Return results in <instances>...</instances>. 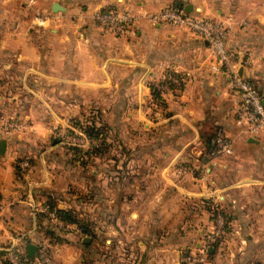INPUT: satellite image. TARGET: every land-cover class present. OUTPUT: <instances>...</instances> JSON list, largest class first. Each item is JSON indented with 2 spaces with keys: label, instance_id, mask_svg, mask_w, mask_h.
Here are the masks:
<instances>
[{
  "label": "crops",
  "instance_id": "0c3cea01",
  "mask_svg": "<svg viewBox=\"0 0 264 264\" xmlns=\"http://www.w3.org/2000/svg\"><path fill=\"white\" fill-rule=\"evenodd\" d=\"M168 6L224 24L239 74L264 100V0H0V115L27 126L2 132L0 264L14 248L29 264H180L213 226L208 204L230 220L201 264H264V131L237 122L240 96L206 40L146 17ZM110 8L135 16L127 35L96 23ZM91 112L112 153L82 163L51 136ZM219 128L234 151L203 165ZM49 199L82 227L49 221L51 234L39 212Z\"/></svg>",
  "mask_w": 264,
  "mask_h": 264
},
{
  "label": "built area",
  "instance_id": "2783aa9c",
  "mask_svg": "<svg viewBox=\"0 0 264 264\" xmlns=\"http://www.w3.org/2000/svg\"><path fill=\"white\" fill-rule=\"evenodd\" d=\"M146 17L151 23L166 22L173 25H184L206 40L215 59L214 70L226 74L229 77L230 87L240 96L237 122L246 127V131L250 136H256L264 131L263 98L255 85L239 74L233 55L226 47L228 31L224 24L205 18L184 16L183 10L177 6L162 8L158 12L147 14ZM94 19L101 28L111 31L116 36H125L132 30L135 16L127 10L110 8L96 11ZM169 79L176 81L174 76H170ZM6 127L10 129H25L27 126L23 121L12 119L6 123ZM57 133L63 135L61 131ZM66 139L69 144H96L92 139L85 138L81 133L66 135ZM233 151L234 144L232 139L224 130L219 128L215 131L205 150L200 154V158L203 161V165L207 166L208 164H215L219 159L230 156ZM19 166L23 173H27L32 168L28 160L21 161ZM39 212L45 214L49 221L56 224L58 229L65 230L70 228V223L62 220L56 211L48 205L41 206ZM210 216L213 226L204 237L202 249L184 253L181 256L180 264H201L205 259V249L215 246L221 241L225 233V218L219 208L210 212ZM7 258L9 264H23V255L18 249L7 250Z\"/></svg>",
  "mask_w": 264,
  "mask_h": 264
},
{
  "label": "trees",
  "instance_id": "16d2710c",
  "mask_svg": "<svg viewBox=\"0 0 264 264\" xmlns=\"http://www.w3.org/2000/svg\"><path fill=\"white\" fill-rule=\"evenodd\" d=\"M154 96L156 98H159L158 96V92L156 90H154ZM13 119V118H12ZM95 118L90 119L91 121L88 124H85L84 126H80L84 133L87 134L88 136H91L92 138L97 139V145L96 146H90L88 149H83V148H79L76 147L74 145H69V149L73 152V160H79V161H83L84 159L87 158H91V157H96L99 155H102L103 153L106 152V148H107V131L106 128L107 126H105L104 124L100 123L98 124L97 122H94ZM79 126V125H78ZM212 135H210L211 137ZM210 137L208 139V144L210 142ZM57 141V140H56ZM207 144V145H208ZM84 163V162H82ZM16 170H18V166L16 165ZM48 206L51 209H54L57 213V215L64 221L67 222H71L74 225H79L80 227H82V219L79 217V215L75 212V210L73 209H57L55 207V205H53L52 203V199H49L48 201ZM208 210L209 212H213L216 209H218V206H215L214 204H208ZM220 212L223 214L224 218H225V230L227 229L226 227L228 226V222L230 220V216L225 213L223 211V209L219 208ZM42 216L45 218L46 221L49 222V219L47 218V216L45 214H42ZM47 230L49 232H51V234L54 233V226L49 222L48 226H47ZM224 230V232H225ZM29 261L27 259V257L23 254V264H29Z\"/></svg>",
  "mask_w": 264,
  "mask_h": 264
},
{
  "label": "rangeland",
  "instance_id": "374dc122",
  "mask_svg": "<svg viewBox=\"0 0 264 264\" xmlns=\"http://www.w3.org/2000/svg\"><path fill=\"white\" fill-rule=\"evenodd\" d=\"M84 116H87V117H82V118H79V119H75L73 121H70L69 122V128H59L57 129L58 131H61L63 132L62 134L63 135H59L57 132H54L53 135L51 136V138L53 140H57L56 142L60 143L61 146H69V145H72V144H69L67 143L68 140L66 139V135H73V134H77V133H81L85 138H90L92 139L94 142H96L95 145H92V144H86V145H76L77 143H75L74 145L76 147H79V148H83V149H88L90 146H96L98 143H97V139L95 138H92L91 136H88L87 134L84 133L83 129L80 127L81 125L84 126L85 124H88L92 119V118H95L93 121L94 122H97L98 124L102 123L99 119L96 118L95 114L93 112L91 113H87L86 115ZM11 120V119H7V120H4L3 117H1L0 115V139H2V132L4 130H6L4 127H6V123ZM79 125V126H78ZM106 131L108 132V129L106 128ZM112 142V141H111ZM107 155L106 157L109 158L112 153H110V151L106 152ZM5 152L4 153H0V166H2V164L4 163V161H6L5 159ZM90 168H92V166L90 165ZM206 168H203L202 170H204Z\"/></svg>",
  "mask_w": 264,
  "mask_h": 264
},
{
  "label": "water",
  "instance_id": "95a60500",
  "mask_svg": "<svg viewBox=\"0 0 264 264\" xmlns=\"http://www.w3.org/2000/svg\"><path fill=\"white\" fill-rule=\"evenodd\" d=\"M60 9H61V7L59 6V4L55 3V4L53 5V11H57V10H60ZM185 15H186V14L184 13V16H185ZM263 104H264V100H263ZM5 147H6V141H5V139H0V153H4V152H5ZM210 248H212V246H210V247L208 248V250H209ZM26 252H27V256H28V257L33 258L34 254H35V252H36V246H35L34 244H29V245L27 246V250H26Z\"/></svg>",
  "mask_w": 264,
  "mask_h": 264
}]
</instances>
